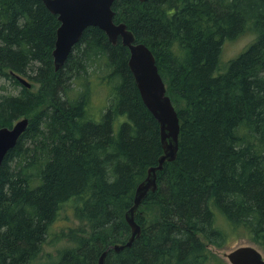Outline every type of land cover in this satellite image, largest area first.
I'll list each match as a JSON object with an SVG mask.
<instances>
[{
	"label": "trees",
	"instance_id": "trees-1",
	"mask_svg": "<svg viewBox=\"0 0 264 264\" xmlns=\"http://www.w3.org/2000/svg\"><path fill=\"white\" fill-rule=\"evenodd\" d=\"M113 10L155 55L180 119L176 159L136 212L140 236L114 250L164 151L129 48L89 26L56 69L58 15L43 0H0V127L29 118L0 166V264H33L71 202L80 225L62 235L74 243L46 264H98L106 249L104 264H229L210 246L232 237L264 249V0H115ZM246 35L224 61L225 42Z\"/></svg>",
	"mask_w": 264,
	"mask_h": 264
},
{
	"label": "water",
	"instance_id": "water-1",
	"mask_svg": "<svg viewBox=\"0 0 264 264\" xmlns=\"http://www.w3.org/2000/svg\"><path fill=\"white\" fill-rule=\"evenodd\" d=\"M46 6L58 15L60 25L57 29L53 57L58 69L66 61L72 47L79 41L84 30L89 26L102 28L109 40L116 44L119 39L130 51L128 65L133 73L141 97L158 120L163 153L158 163L148 168L146 178L140 182L135 191L134 203L126 212V219L131 226V236L126 243H116L112 248L120 251L130 247L141 234V226L135 219L136 212L149 191L158 188L157 173L166 161L176 159L179 148L180 119L177 109L167 94L153 51L143 42L136 41L134 33L126 23L114 20L115 0H43ZM145 1V0H142ZM26 86L31 83L18 75ZM29 125V118L23 117L12 126L0 127V166L7 152L13 148ZM108 249L99 257L98 264H104ZM230 264H264L262 252L253 245H239L225 255Z\"/></svg>",
	"mask_w": 264,
	"mask_h": 264
},
{
	"label": "rangeland",
	"instance_id": "rangeland-1",
	"mask_svg": "<svg viewBox=\"0 0 264 264\" xmlns=\"http://www.w3.org/2000/svg\"><path fill=\"white\" fill-rule=\"evenodd\" d=\"M251 39H252L251 35H246L239 37L235 40L226 41L222 53L224 61H228L229 59L237 56V54L240 53L247 46V44L251 41ZM36 86L38 87V85ZM96 90L97 91L94 94L95 99L93 101V104H98L99 100L103 98L105 94V89H103L102 87H97ZM14 91H17V89ZM93 106H94V110H96L97 112V107L99 105H93ZM74 204L75 202H71L66 204L62 208L58 219L51 226L50 236L48 237L42 252L39 254L38 258L34 261L33 264H46L56 261L61 255V252H63L65 249L73 245L74 241L69 239L68 237H64L62 235V232L63 231L68 232L71 228H75L78 225H80V221L74 216L73 213ZM232 238L234 239L230 240L227 246L224 248H218L212 245L210 247L215 252L223 256L227 261L228 259L225 256L226 253H228L230 250H232L233 248L239 245H247V244L253 245L256 248H258L264 256V249L259 244L249 240L246 237H241V238L232 237Z\"/></svg>",
	"mask_w": 264,
	"mask_h": 264
},
{
	"label": "bare ground",
	"instance_id": "bare-ground-1",
	"mask_svg": "<svg viewBox=\"0 0 264 264\" xmlns=\"http://www.w3.org/2000/svg\"><path fill=\"white\" fill-rule=\"evenodd\" d=\"M20 76H22V75H20ZM22 77H24V76H22ZM26 80H28L30 83H31V81L29 80V79H27L26 77H24ZM22 83V82H21ZM22 84H24V83H22ZM32 84V83H31ZM25 85V84H24ZM28 87V86H27ZM88 116V115H87ZM89 118V117H88Z\"/></svg>",
	"mask_w": 264,
	"mask_h": 264
}]
</instances>
